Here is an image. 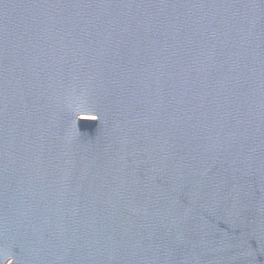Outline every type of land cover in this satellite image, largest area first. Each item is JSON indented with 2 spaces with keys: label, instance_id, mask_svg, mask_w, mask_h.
Masks as SVG:
<instances>
[{
  "label": "water",
  "instance_id": "water-1",
  "mask_svg": "<svg viewBox=\"0 0 264 264\" xmlns=\"http://www.w3.org/2000/svg\"><path fill=\"white\" fill-rule=\"evenodd\" d=\"M0 264H264V0H0Z\"/></svg>",
  "mask_w": 264,
  "mask_h": 264
}]
</instances>
